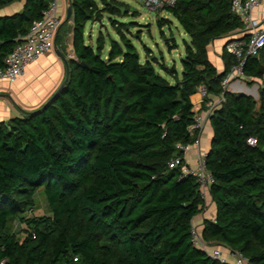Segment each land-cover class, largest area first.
I'll use <instances>...</instances> for the list:
<instances>
[{"label": "trees", "instance_id": "trees-1", "mask_svg": "<svg viewBox=\"0 0 264 264\" xmlns=\"http://www.w3.org/2000/svg\"><path fill=\"white\" fill-rule=\"evenodd\" d=\"M49 1L24 0L21 9L0 15V66ZM70 4L66 82L42 108L0 120V264H232L192 243L191 219L205 199L194 175L168 165L182 154L176 144L198 135L189 125L199 84L205 99L223 96L207 116L205 164L214 178L208 193L215 215L203 219L201 235L240 251L249 264H264V84L257 98L223 89L235 57L223 44L219 71L207 49L241 27L230 0H175L164 7L189 35L180 76L156 56L140 60L127 33L137 21L109 17L119 40L110 39L106 56L101 32L94 45L85 42V22L103 11L130 13L125 2ZM166 18L157 19L160 27ZM243 70L249 83L263 78L264 45L247 56ZM39 190L46 210L29 215Z\"/></svg>", "mask_w": 264, "mask_h": 264}, {"label": "built area", "instance_id": "built-area-1", "mask_svg": "<svg viewBox=\"0 0 264 264\" xmlns=\"http://www.w3.org/2000/svg\"><path fill=\"white\" fill-rule=\"evenodd\" d=\"M260 1L230 0V10L240 18L241 27L238 29L240 35L230 37L224 42L226 50L234 55L235 61L230 64L221 80L223 89H228L233 80L247 81L251 79L244 72L243 65L247 56L257 55L260 48L264 45V25L259 18L253 15V8ZM142 2L147 9H156L172 5L175 0H142ZM57 6V0H50L48 5L42 9L40 17L32 21L28 31L21 37V40L4 57L3 65L0 66V78L10 81L16 79L23 73L27 63L35 61L41 54L54 46L55 32L61 21ZM195 92L198 95V102H192L193 106L197 105V110L193 121L189 125V129H197L198 135L192 142L177 143L176 147L182 151V154H174L168 160V165L169 167H174L180 164L183 172L194 175L199 183L200 192L205 197L214 178L205 164L206 151L199 149V132L202 130L211 109L223 99V96L219 94L215 95L216 98L214 99L211 97L205 99L207 91L204 84L197 85ZM203 101L205 105L204 111H200ZM247 141L250 144H254L256 143V138L250 136ZM192 147L197 148L196 162L194 165H189L185 161V156ZM190 231L192 243L205 250L209 256L232 264H248L247 257L240 251L228 248V255L233 258L230 261L220 244H213L211 241L203 239L201 231L196 225L192 224Z\"/></svg>", "mask_w": 264, "mask_h": 264}, {"label": "crops", "instance_id": "crops-1", "mask_svg": "<svg viewBox=\"0 0 264 264\" xmlns=\"http://www.w3.org/2000/svg\"><path fill=\"white\" fill-rule=\"evenodd\" d=\"M23 3L24 0H13L0 5V15L10 14L21 9ZM57 3V12L60 16L61 24L55 35L54 46L45 53L41 54L35 61L27 63L24 67L23 73L16 79L10 81L0 78V120L7 119L13 115H18L23 110H31L41 106L55 91L65 76V62L62 55L66 58L73 55L71 46V29H68V24L72 23L71 15L67 19V23H62L70 0H57ZM253 15L259 18L261 23L264 25V0H261L260 3L253 8ZM238 35H240V31L237 29L227 35L212 39L208 44L207 49L209 58L219 71L223 69V61L220 53L224 42L228 38ZM89 43L94 45L91 40ZM147 53L148 55H152L150 49L147 50ZM106 55L107 53L103 56ZM261 84H264V75L263 78H257L252 83L242 80H233L231 82V87H228V89L231 91L250 93L257 98L259 96V86ZM211 98L214 99L216 96H211ZM191 99L193 102H198V95L196 92L191 95ZM196 106H193L195 110H197ZM204 107L205 105L203 101L199 110L204 111ZM211 134L212 130L206 118L202 130L199 132L200 150L206 151L208 149ZM196 152V147H192L187 152L185 156L187 164H195ZM204 199L205 206L203 210L195 214L191 219V223L196 225L199 230H201L204 218H213L215 215V205L208 192L206 193ZM211 242L213 244H219L214 241ZM220 246L223 252L228 255V247L222 244H220ZM228 259L230 261L233 260L231 255H228Z\"/></svg>", "mask_w": 264, "mask_h": 264}, {"label": "rangeland", "instance_id": "rangeland-1", "mask_svg": "<svg viewBox=\"0 0 264 264\" xmlns=\"http://www.w3.org/2000/svg\"><path fill=\"white\" fill-rule=\"evenodd\" d=\"M95 1L99 7L104 5L103 0ZM120 1L126 3L130 13L111 14L107 11H103L100 19H88L84 27L86 42L89 43L91 40L93 44H95L96 37L99 32H101L104 38V46L101 53L104 55L107 53L110 39L114 38L119 40V36L111 24L109 17L111 16L122 21H137L139 24H131V32L127 33L136 46L140 60L143 61L147 56H151L147 55V50L149 48L153 56L165 62L169 67L174 66L177 75L180 76L182 69L181 57L184 54V41H189V35L184 31L177 19L166 8L147 9L144 7L142 0ZM132 11H135L134 14H132ZM159 17H167L166 19H168L164 20L161 27L157 22ZM138 33L139 36L136 35ZM154 66L155 69L170 82L174 81V77L170 72L162 69L156 62H154ZM229 87H231V83ZM45 210L44 196L42 191L39 190L35 198V206L33 209L29 210L27 214H41L45 212ZM14 227H16V225Z\"/></svg>", "mask_w": 264, "mask_h": 264}, {"label": "water", "instance_id": "water-1", "mask_svg": "<svg viewBox=\"0 0 264 264\" xmlns=\"http://www.w3.org/2000/svg\"><path fill=\"white\" fill-rule=\"evenodd\" d=\"M121 9L123 10V7H121ZM71 12H72V6H71V4L69 3L68 5H67V9H66V14H65V17H64V19H63V21H65V20H67L69 17H70V15H71ZM97 19V18H96ZM62 21V22H63ZM61 24V23H60ZM60 24H59V26H60ZM59 26H58V28H59ZM58 28H57V30H58ZM68 29H71V24H68ZM57 30H56V32H57ZM56 32H55V35H56ZM54 44H55V36H54ZM62 57H63V59H64V62H65V76H64V78L62 79V81L60 82V84L58 85V87L55 89V91L48 97V99L41 105V106H39L38 107V109H40V108H42L45 104H47L53 97H54V95L62 88V86L64 85V83L66 82V79H67V75H68V65H67V58L66 57H64L63 55H62ZM81 64H83L84 65V63L82 62ZM259 93H261V91L259 90Z\"/></svg>", "mask_w": 264, "mask_h": 264}]
</instances>
